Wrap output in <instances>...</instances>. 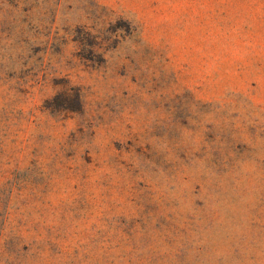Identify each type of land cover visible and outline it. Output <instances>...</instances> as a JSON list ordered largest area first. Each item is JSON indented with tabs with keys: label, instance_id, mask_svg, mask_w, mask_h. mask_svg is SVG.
I'll return each instance as SVG.
<instances>
[{
	"label": "rangeland",
	"instance_id": "374dc122",
	"mask_svg": "<svg viewBox=\"0 0 264 264\" xmlns=\"http://www.w3.org/2000/svg\"><path fill=\"white\" fill-rule=\"evenodd\" d=\"M0 264H264V0H0Z\"/></svg>",
	"mask_w": 264,
	"mask_h": 264
}]
</instances>
